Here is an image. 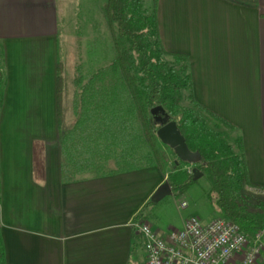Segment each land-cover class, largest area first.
Here are the masks:
<instances>
[{
	"label": "crops",
	"instance_id": "0c3cea01",
	"mask_svg": "<svg viewBox=\"0 0 264 264\" xmlns=\"http://www.w3.org/2000/svg\"><path fill=\"white\" fill-rule=\"evenodd\" d=\"M157 19L164 49L187 57L195 101L234 128L249 182L264 187V0H158ZM58 21L56 0H0V233L6 263L138 264L144 248L135 223L157 225L152 205L173 194L171 189L153 198L167 170L153 165L62 176ZM92 37L84 40V55L80 42L76 46L72 87L62 73L63 132L78 117L75 79L86 82L98 69ZM36 140L44 143V157L35 152Z\"/></svg>",
	"mask_w": 264,
	"mask_h": 264
},
{
	"label": "trees",
	"instance_id": "16d2710c",
	"mask_svg": "<svg viewBox=\"0 0 264 264\" xmlns=\"http://www.w3.org/2000/svg\"><path fill=\"white\" fill-rule=\"evenodd\" d=\"M103 0V15L114 55L86 82L75 79L78 115L68 130L61 129L64 80L61 63L56 73V115L62 176L74 171L95 175L136 170L153 165L167 170L176 196L199 178L209 184L210 204L224 218L251 235L264 229V187L249 182L240 136L226 121L194 99L187 57L168 52L160 39L158 0ZM171 59V60H170ZM0 62V111L5 78ZM161 105L201 162L179 160L156 136L159 127L150 109ZM78 107V110H77ZM168 150L171 168H166ZM196 167L195 178L186 167ZM0 264H7L0 233Z\"/></svg>",
	"mask_w": 264,
	"mask_h": 264
},
{
	"label": "rangeland",
	"instance_id": "374dc122",
	"mask_svg": "<svg viewBox=\"0 0 264 264\" xmlns=\"http://www.w3.org/2000/svg\"><path fill=\"white\" fill-rule=\"evenodd\" d=\"M103 0H71L68 5H64L65 0H56L58 9V44L63 51V74L66 78L67 85L72 87V81L75 74L76 63V46L80 45L82 55L85 54L84 40H90V37L96 36L98 49V68L108 63V60L114 55V51L109 40V35L105 26L103 15L99 6ZM146 6L149 0L145 1ZM67 12V13H66ZM95 31H91V29ZM93 40V37H92ZM91 40V41H92ZM82 42V43H81ZM2 48L0 46V62L2 63ZM171 60V59H170ZM88 69L89 66L86 65ZM36 154L40 158L44 157V143L40 140L34 142ZM166 168H171V152L167 151ZM168 174V173H167ZM209 184L204 177L187 188L181 195L175 193L164 196L156 204L157 216L160 218L156 221L154 229L158 232L159 228L167 230L168 227L180 229L183 221L194 218L202 223H207L215 218H223V215L217 211L209 202L207 190ZM185 202L182 206L181 202ZM157 220V219H156ZM162 221V222H161ZM159 225V226H158ZM159 227V228H157ZM160 232V231H159ZM138 264H147L145 252L141 249L138 251Z\"/></svg>",
	"mask_w": 264,
	"mask_h": 264
},
{
	"label": "built area",
	"instance_id": "2783aa9c",
	"mask_svg": "<svg viewBox=\"0 0 264 264\" xmlns=\"http://www.w3.org/2000/svg\"><path fill=\"white\" fill-rule=\"evenodd\" d=\"M186 170L192 172V167ZM135 227L147 264H264L263 228L249 235L224 217L207 223L189 218L181 229H169L165 236L143 220Z\"/></svg>",
	"mask_w": 264,
	"mask_h": 264
},
{
	"label": "water",
	"instance_id": "95a60500",
	"mask_svg": "<svg viewBox=\"0 0 264 264\" xmlns=\"http://www.w3.org/2000/svg\"><path fill=\"white\" fill-rule=\"evenodd\" d=\"M150 114L155 123L159 125L156 130V136L161 143L168 146L175 156L188 164L196 165L201 162V155L198 151H191L177 127L174 120H170L165 109L161 105L154 106L150 109ZM195 178L201 176L196 167L192 168ZM171 192V187L167 181L161 184L153 195L155 200L160 199L167 193Z\"/></svg>",
	"mask_w": 264,
	"mask_h": 264
}]
</instances>
